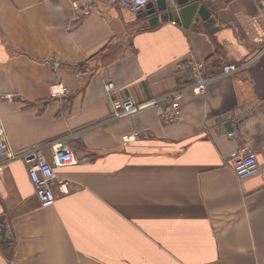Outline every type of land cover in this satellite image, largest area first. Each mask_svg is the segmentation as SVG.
Listing matches in <instances>:
<instances>
[{"label":"crops","instance_id":"0c3cea01","mask_svg":"<svg viewBox=\"0 0 264 264\" xmlns=\"http://www.w3.org/2000/svg\"><path fill=\"white\" fill-rule=\"evenodd\" d=\"M115 1L0 0L7 147L50 156L62 140L79 159L56 169L69 193L49 207L20 158L3 165L0 216L13 238L0 264H264V0L206 1L214 20L186 28ZM193 63L203 94L187 88ZM228 63L238 68L223 74ZM54 83L70 94L50 98ZM177 90L176 122L156 107L111 118L114 100ZM244 145L259 171L240 180L232 165Z\"/></svg>","mask_w":264,"mask_h":264},{"label":"built area","instance_id":"2783aa9c","mask_svg":"<svg viewBox=\"0 0 264 264\" xmlns=\"http://www.w3.org/2000/svg\"><path fill=\"white\" fill-rule=\"evenodd\" d=\"M150 0H119L113 3L114 7H120L131 13H141L146 9V5ZM205 3L214 0H194ZM264 13V2H261ZM74 9H81L83 15L90 12L88 6H79V3H72ZM264 50V48L262 49ZM259 52L258 54H260ZM257 54V55H258ZM194 71V82L187 87L195 94H203L206 88L207 78L203 74V66L199 63L190 65ZM238 67L235 64L228 63L223 65V74H229ZM106 93L111 94L115 87L113 83L104 85ZM183 91L177 90L166 93L156 99H152L143 103H135L132 98L114 100L112 102L111 118H121L129 116L139 110L147 107H156L160 109L161 118L165 123H173L180 119V101ZM70 90L61 83H54L49 87V97L52 99L67 97ZM11 95L4 96V99L10 100ZM228 137H233L235 132H229ZM138 138V133H130L122 137V141H133ZM50 156H47L40 147L26 149L20 154L11 153L7 147L3 127L0 123V170L3 165L12 159L20 158L25 164L29 180L33 186L34 193L38 198L42 207H49L56 203L59 195L69 193L68 185L65 181L58 180L56 169L74 165L79 162L75 157L72 149L62 140L53 141L50 144ZM232 169L236 177L244 180L258 173L259 166L256 159V153L248 145H244L239 149L235 156ZM58 193V194H57Z\"/></svg>","mask_w":264,"mask_h":264},{"label":"water","instance_id":"95a60500","mask_svg":"<svg viewBox=\"0 0 264 264\" xmlns=\"http://www.w3.org/2000/svg\"><path fill=\"white\" fill-rule=\"evenodd\" d=\"M145 15H149L150 24H155L159 20H174L185 28L192 21L201 22L206 27L214 20L205 4L192 0H153L147 3ZM12 238L5 217L2 215L0 216V243L12 242Z\"/></svg>","mask_w":264,"mask_h":264}]
</instances>
